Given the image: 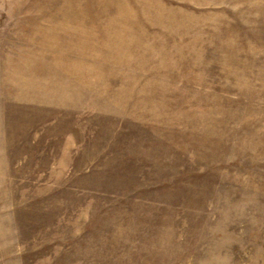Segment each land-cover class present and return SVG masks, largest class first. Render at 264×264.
<instances>
[{
  "label": "rangeland",
  "instance_id": "obj_1",
  "mask_svg": "<svg viewBox=\"0 0 264 264\" xmlns=\"http://www.w3.org/2000/svg\"><path fill=\"white\" fill-rule=\"evenodd\" d=\"M0 264H264V0H0Z\"/></svg>",
  "mask_w": 264,
  "mask_h": 264
}]
</instances>
